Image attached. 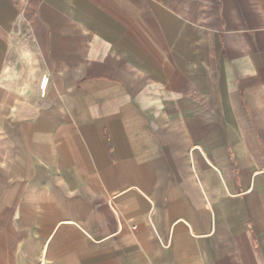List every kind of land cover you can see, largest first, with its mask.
Masks as SVG:
<instances>
[{"label": "crops", "instance_id": "obj_1", "mask_svg": "<svg viewBox=\"0 0 264 264\" xmlns=\"http://www.w3.org/2000/svg\"><path fill=\"white\" fill-rule=\"evenodd\" d=\"M0 264H264V0H0Z\"/></svg>", "mask_w": 264, "mask_h": 264}, {"label": "bare ground", "instance_id": "obj_2", "mask_svg": "<svg viewBox=\"0 0 264 264\" xmlns=\"http://www.w3.org/2000/svg\"><path fill=\"white\" fill-rule=\"evenodd\" d=\"M100 215V214H99ZM115 242V241H114Z\"/></svg>", "mask_w": 264, "mask_h": 264}]
</instances>
